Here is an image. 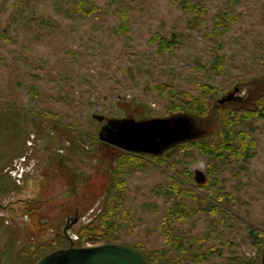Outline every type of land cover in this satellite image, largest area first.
<instances>
[{
	"label": "rangeland",
	"instance_id": "rangeland-1",
	"mask_svg": "<svg viewBox=\"0 0 264 264\" xmlns=\"http://www.w3.org/2000/svg\"><path fill=\"white\" fill-rule=\"evenodd\" d=\"M229 1L0 0V264L67 248L51 229L76 207L75 247L121 244L151 264L260 263L264 0ZM234 88L248 100L220 105ZM209 96L207 116L186 109ZM179 115L197 139L157 158L98 139L108 119ZM115 182L121 225L80 242Z\"/></svg>",
	"mask_w": 264,
	"mask_h": 264
},
{
	"label": "water",
	"instance_id": "water-1",
	"mask_svg": "<svg viewBox=\"0 0 264 264\" xmlns=\"http://www.w3.org/2000/svg\"><path fill=\"white\" fill-rule=\"evenodd\" d=\"M238 88L218 103H244L245 92L238 95ZM93 119L105 120L103 116L93 115ZM98 139L123 151L135 154L159 156L171 147L185 141L196 140L197 136L191 128V121L184 115L154 118L136 121L132 118L108 119L98 132ZM194 181L204 184L206 176L201 170H193ZM70 246L53 250L37 260L35 264H148L146 258L138 250L115 243H106L91 247H75L71 238L67 237ZM259 264H264V246Z\"/></svg>",
	"mask_w": 264,
	"mask_h": 264
},
{
	"label": "trees",
	"instance_id": "trees-1",
	"mask_svg": "<svg viewBox=\"0 0 264 264\" xmlns=\"http://www.w3.org/2000/svg\"><path fill=\"white\" fill-rule=\"evenodd\" d=\"M233 1L236 2L238 0H230L229 3L231 4ZM212 99L213 98L211 96L206 97L204 104H202V105L190 104V106H187L188 108L186 107V109H189L190 112L200 113L202 116L205 117L209 114V112L212 109L211 104L214 102ZM257 104L259 106V109H261L260 107L264 108V97L258 98ZM213 108H214V106H213ZM218 108L220 109L221 107L218 106ZM235 113L236 112H229L226 114V116L232 117V121H239L240 118H248V114H246V115H240L239 114L238 115L237 113L236 114ZM260 116H262V115L260 114ZM224 127L226 128V124H224ZM222 133H223V131H222ZM225 138H226V135L224 133V135H222L221 139L224 140ZM184 143H186V142L175 145V146L171 147L170 149L177 147V146L184 144ZM170 149H168V150H170ZM168 150H166V151H168ZM159 156H152V157L157 158ZM118 187H119V184H117V182H115L114 189H111V192L108 195V199H107L106 204L104 206L103 212L96 219H94L92 221V223L88 225L87 228L80 231V234H78L79 235L78 240L80 242L83 241L84 238H88L89 239L88 241H92V242L107 239L109 237V234L107 231L109 229L114 228L116 225H121V222L123 221V218H121V215H123L124 211L122 210L123 199H122L120 193L117 192L115 194V190H117ZM121 187H122V185L120 186L119 190H121ZM178 212L179 211H174L173 214L175 215ZM168 241H172V240H168ZM263 246L261 247V252H262ZM134 249L141 252L142 255L146 258L148 264H151L152 260L145 255L144 251H141L137 248H134ZM163 254H164V250H160L158 252H155V255L158 257H161ZM154 259H157V257H154Z\"/></svg>",
	"mask_w": 264,
	"mask_h": 264
},
{
	"label": "flooded vegetation",
	"instance_id": "flooded-vegetation-1",
	"mask_svg": "<svg viewBox=\"0 0 264 264\" xmlns=\"http://www.w3.org/2000/svg\"><path fill=\"white\" fill-rule=\"evenodd\" d=\"M239 92V91H238ZM238 92H237V94H238ZM105 120H103V121H101V122H104ZM104 125V124H103ZM102 125V126H103ZM101 126V127H102ZM100 127V128H101ZM26 160H27V162H28V164H27V162H26ZM23 161H24V163L26 162V164L27 165H29V164H34V162H33V160H32V158H24L23 159ZM33 166V165H32ZM21 178V177H20ZM38 180H39V178H38ZM32 198H30V199H28V200H31ZM20 201V203L22 204V205H24V204H26L25 202H27V204H28V202L29 201H26V200H19ZM39 202V200L37 199L36 200V202H33V203H38ZM31 203V202H30ZM34 209H36V208H34ZM83 216H84V212L83 211H81V209L79 208V207H76L72 212H71V214H68V215H66L64 218H63V221L64 222H62V224H61V226H60V229L59 230H53V229H51V231L57 236V237H59V238H62V240H65L66 242H67V245H68V247L70 246V242H69V240H68V238L67 237H70L71 238V240H72V242H73V244H74V246H75V239H74V237H73V234H72V232H73V230H74V227H76L77 225H79V223H80V220H81V218H83ZM31 221H33L34 223H35V220H31ZM40 226H43V227H45V226H50V218L49 219H43V220H39L38 219V222H37ZM32 225H34V224H32ZM36 226V225H35ZM39 230H40V228H39ZM76 233V232H75ZM67 247V248H68ZM59 249H64V248H59ZM56 250V249H55Z\"/></svg>",
	"mask_w": 264,
	"mask_h": 264
}]
</instances>
